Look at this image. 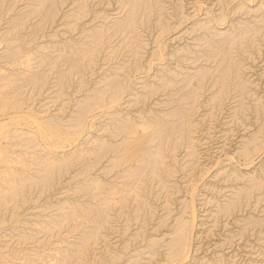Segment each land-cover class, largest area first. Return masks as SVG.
<instances>
[{
    "label": "rangeland",
    "instance_id": "obj_1",
    "mask_svg": "<svg viewBox=\"0 0 264 264\" xmlns=\"http://www.w3.org/2000/svg\"><path fill=\"white\" fill-rule=\"evenodd\" d=\"M0 264H264V0H0Z\"/></svg>",
    "mask_w": 264,
    "mask_h": 264
},
{
    "label": "bare ground",
    "instance_id": "obj_2",
    "mask_svg": "<svg viewBox=\"0 0 264 264\" xmlns=\"http://www.w3.org/2000/svg\"><path fill=\"white\" fill-rule=\"evenodd\" d=\"M171 134H172V133H171ZM167 137H168V136H167ZM156 154H157V153H156ZM180 238H181V237H180ZM172 245H175V244L171 243V245H170V246H172ZM175 248H176V247H175ZM171 251H172V250H171ZM171 251H170V252H171ZM173 251H174V250H173ZM173 251H172V252H173Z\"/></svg>",
    "mask_w": 264,
    "mask_h": 264
}]
</instances>
